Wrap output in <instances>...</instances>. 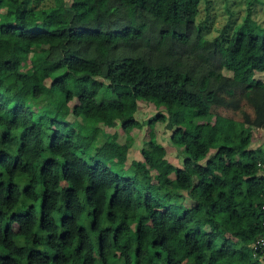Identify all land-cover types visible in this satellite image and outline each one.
<instances>
[{
  "label": "trees",
  "instance_id": "1",
  "mask_svg": "<svg viewBox=\"0 0 264 264\" xmlns=\"http://www.w3.org/2000/svg\"><path fill=\"white\" fill-rule=\"evenodd\" d=\"M25 1L0 0V264H264V34L202 37L201 0Z\"/></svg>",
  "mask_w": 264,
  "mask_h": 264
},
{
  "label": "rangeland",
  "instance_id": "2",
  "mask_svg": "<svg viewBox=\"0 0 264 264\" xmlns=\"http://www.w3.org/2000/svg\"><path fill=\"white\" fill-rule=\"evenodd\" d=\"M54 3V0H26L25 5L29 7H42L50 6ZM251 30L258 34H264V0H201L199 4V11L196 15L193 23L190 26V30L199 33L202 37L209 40H217L221 44H226V41L230 38L232 33L237 30ZM140 48V47H138ZM182 67V66H181ZM186 69L193 68L196 70V66H185ZM224 74L231 75L232 72L223 69ZM255 77L264 81V71L256 72ZM31 94L30 89H26L21 96L20 100L27 99ZM75 101H71L70 104H74ZM158 108L153 103H147L141 106L139 113L140 120L152 115ZM59 119L61 120L65 115L59 113ZM71 117V116H70ZM95 120L102 122L105 119L103 112H95ZM118 132V139L121 142L126 140L131 141L130 157H138L139 149L143 145V142L148 138L149 127L145 124L142 126L136 125L130 128L128 131H124L119 126L116 127ZM153 132L156 134V139L162 144L165 151L168 153L170 161L177 162L176 154L180 148L170 141V132H164V124L156 123L153 128ZM259 134V131H258ZM257 143L264 147V142L261 136H255ZM204 148H207V141L201 142ZM123 157L124 154H121ZM157 166L159 168L169 167V163L164 160L160 153L156 154ZM212 173H219L220 171L210 168ZM191 203L187 201V204ZM207 238V236H205ZM96 240L95 236L93 237ZM70 264H79V260L75 259Z\"/></svg>",
  "mask_w": 264,
  "mask_h": 264
},
{
  "label": "built area",
  "instance_id": "3",
  "mask_svg": "<svg viewBox=\"0 0 264 264\" xmlns=\"http://www.w3.org/2000/svg\"><path fill=\"white\" fill-rule=\"evenodd\" d=\"M259 135L264 142V128L259 130ZM254 254L258 255L260 258H264V237H259L253 245Z\"/></svg>",
  "mask_w": 264,
  "mask_h": 264
}]
</instances>
